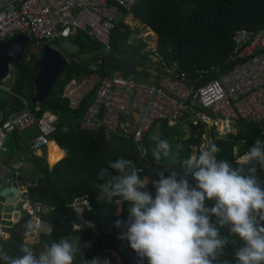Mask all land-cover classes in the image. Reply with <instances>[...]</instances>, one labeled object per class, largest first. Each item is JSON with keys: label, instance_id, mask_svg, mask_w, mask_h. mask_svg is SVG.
Instances as JSON below:
<instances>
[{"label": "trees", "instance_id": "16d2710c", "mask_svg": "<svg viewBox=\"0 0 264 264\" xmlns=\"http://www.w3.org/2000/svg\"><path fill=\"white\" fill-rule=\"evenodd\" d=\"M131 14L135 20H140L158 35L157 46L152 49L144 40H140L138 44L129 43L133 31L124 22L117 25L112 32L110 44L113 52H135L142 56L144 60L142 70L138 78H134L138 81L147 82L155 78L148 71L149 65H145L146 62H150L152 67L158 64L152 63L151 54L163 56L169 63L177 62L182 72H186L190 77H196L202 70L211 68L215 69L216 74L217 70L227 74L251 58L264 53V50L256 49L251 55L246 53L239 55L234 40L240 31L256 34L264 30V0H140ZM131 19L133 17L129 15L128 21ZM64 40L61 39L58 45ZM72 40L80 47V52L71 58L79 62L69 65L65 76L56 84L53 95L43 104L35 106L31 104L36 91L31 90V86L28 85V81L31 78L35 79L38 74V62L42 55L28 61L27 50L16 67L17 76L12 95L0 91L1 122L22 112L26 107L38 118L45 111L58 114V129L52 140L66 153L55 165L49 164L44 158L34 157L36 179L28 189V196L33 204L38 203L42 206V212L38 214L41 221L40 229L44 228L43 225L49 229L40 231L38 238L33 235L25 240L23 225L28 220L33 221L37 230V218L26 214L13 226L10 237L1 239V247L10 255L16 256L20 254L19 245L27 243L38 256L43 242L58 241L62 236H79L84 259L100 257L101 260H105L111 253H116L122 259V264H141L127 240L121 238L124 229H117L114 226L117 220L122 222L128 220L129 203L116 205L98 201V193L94 188L95 184L101 182L97 179L98 172L101 168L108 167L109 162L121 157L131 160L141 170L139 175L145 180L147 190L154 196L155 189L150 181L159 179L156 172L163 171L165 176L171 172L182 175L184 172L182 162L193 156L194 150L197 155L199 154L205 142L203 136L208 125L206 123L195 125L190 119V137L183 140L182 126L186 118L175 126L170 125L168 121H161L142 135L140 143L133 140L132 134L124 133L123 139L128 143L122 147L111 144L104 129L84 128L83 118L92 105V98L97 90L85 97L77 108H73L65 96L66 88L75 78L83 75L98 73L105 77L119 70L111 65L108 58L103 57L102 68L97 72L88 73L81 58L89 56L90 62L96 63L97 60L94 61L93 58L104 48L82 32H77ZM108 69L114 73L108 72ZM214 76L215 74L207 76L204 83L217 77ZM208 113L212 119H219L211 112ZM157 127L161 130L158 139L153 137ZM218 127L221 128V135H225L226 129L220 126V123ZM173 128L176 132L171 136ZM208 135L210 144L215 143L220 148V152L216 154L217 159L228 161L233 168L240 166L239 158L253 146L257 138L264 141L261 124L245 119L239 122L237 133L218 137L213 128ZM162 140L169 142L171 151L168 156L161 153V158L157 161L153 156V150ZM109 173L111 176L118 175L113 169H109ZM258 177L264 186V170H258ZM81 198L90 201L91 211L80 214L71 207ZM208 206L211 207V202H208ZM81 221L89 222L93 226L81 225ZM74 225H79L80 231H77ZM223 232L227 234L226 229ZM85 244L90 247H83ZM225 261L227 264H236L231 245L225 248L224 255L219 258V264H225ZM76 264H79V258ZM142 264H148L147 259Z\"/></svg>", "mask_w": 264, "mask_h": 264}, {"label": "clouds", "instance_id": "9594fccd", "mask_svg": "<svg viewBox=\"0 0 264 264\" xmlns=\"http://www.w3.org/2000/svg\"><path fill=\"white\" fill-rule=\"evenodd\" d=\"M170 151L169 142L162 140L153 156L159 161L161 153L168 156ZM219 152L212 143L188 157L182 162V175L157 171L159 179L150 181L154 196L131 160L121 157L99 170L101 182L94 185L98 201L129 203L128 220H117L114 226L124 229L121 238L141 264L145 259L148 264H219L229 245L236 264H264V186L258 177V170H264V141L257 138L236 168L218 160ZM109 169L118 175L111 176ZM74 226L80 231L79 225ZM23 228L25 240L36 230L32 220ZM19 252L13 256L0 247V264H76L78 258L79 264H109L100 257L84 259L79 236L43 242L38 256L27 243L19 245Z\"/></svg>", "mask_w": 264, "mask_h": 264}, {"label": "built area", "instance_id": "2783aa9c", "mask_svg": "<svg viewBox=\"0 0 264 264\" xmlns=\"http://www.w3.org/2000/svg\"><path fill=\"white\" fill-rule=\"evenodd\" d=\"M139 1L0 0V44L18 35H27V60L30 61L40 57L45 46L58 47L61 39L72 38L77 32H82L99 42L108 56L112 53L110 41L117 26L116 16L126 12L131 14ZM234 40L239 55H251L256 49L264 50V30L256 34L240 31ZM246 43L248 45L245 46ZM102 66V58H99L86 70L97 72ZM214 71V68L204 69L198 76L190 77L180 70L177 62L169 63L161 56L158 77L152 82L138 81L120 72L107 75L100 81L95 101L86 112L82 126L89 130L104 129L106 134L122 138L124 133L132 134L133 140L140 143L142 135L158 122L168 121L173 126L188 117L195 125L198 122L204 124L206 122L201 120L212 119L210 115L202 114L208 111L219 118L213 119L215 123L224 122L227 134L237 133L239 122L245 119L261 124L264 135V53L227 74ZM214 74L217 77L204 83L207 76ZM0 89H3L1 85ZM253 103L258 104V109L251 108ZM102 107L104 114L100 120ZM132 112L138 114L140 121L130 131L125 126V119ZM58 123V114L45 111L38 118L26 107L1 122L0 149L4 148L10 132L32 125L39 128L34 147L48 146L53 142ZM28 200L31 201L27 196ZM79 205L83 206L84 212L92 210L87 198L78 199L71 206L75 209ZM28 210V215L37 218V230L40 229L38 214L42 212V206L32 203ZM81 225L93 226L83 221ZM0 232L5 233L0 239L5 238L6 232L2 229Z\"/></svg>", "mask_w": 264, "mask_h": 264}, {"label": "water", "instance_id": "95a60500", "mask_svg": "<svg viewBox=\"0 0 264 264\" xmlns=\"http://www.w3.org/2000/svg\"><path fill=\"white\" fill-rule=\"evenodd\" d=\"M29 39L27 35H18L7 42L0 44V82L6 83L12 77L17 65L26 51ZM80 47L74 43L72 38H67L58 47L45 46L42 56L38 62V74L35 79H30L28 85L36 95L31 104L41 105L53 95L56 84L68 71L70 64H78L72 60V55H77ZM106 53L101 52L93 58L99 60L105 57ZM111 65L118 69L126 77L138 78L140 68L144 60L139 53L114 51L108 55ZM149 72L157 71L150 68ZM104 108L100 109V120L103 118ZM1 126V125H0ZM111 144L122 147L128 143L127 140L117 135L110 136ZM27 192L28 188L21 178L13 174L10 184L0 192V228L10 234L15 224L26 216L22 211L24 200L20 197V190Z\"/></svg>", "mask_w": 264, "mask_h": 264}, {"label": "crops", "instance_id": "0c3cea01", "mask_svg": "<svg viewBox=\"0 0 264 264\" xmlns=\"http://www.w3.org/2000/svg\"><path fill=\"white\" fill-rule=\"evenodd\" d=\"M123 15L125 17V20H123V22L126 21L129 15L133 17V14H127V15L123 14ZM149 30L153 34L155 33L150 28ZM154 35L156 36V40L152 45H149L152 49L156 48L157 40H158V35L156 33ZM129 43H132L131 40ZM151 57H152V63H158V64L155 66L153 65L152 67L151 66L152 64H150V62H146L145 65H149V67H147L148 69L152 68L155 71L159 70L161 56L160 55L158 56L156 54H151ZM104 58H108V56H105ZM81 61L85 65V70L88 65L95 63V62H90L89 56L82 57ZM141 70H142V65L140 71ZM152 72H153L152 73L153 76L155 77L154 79L156 80L158 77V72L157 74L154 71ZM16 76H17V71L15 70L13 72L12 77L9 78L6 83L0 82V85L3 87V89H0V91L12 95V88L15 84ZM102 78L103 77H101L98 73L93 75H83L81 77L75 78L65 90V96L70 100L71 106L73 108H77L85 97H87L94 91L98 90ZM154 79L152 78L149 81L152 82L154 81ZM95 98L96 95L93 96L92 102L95 101ZM1 120L2 119L0 117V124H1ZM131 121H133V123L136 125L138 124L140 120L137 113L132 112L125 119V123H126L125 126H127L128 127L127 130L130 131L136 128V127L135 128L130 127ZM38 134H39V128L36 125H32L23 130H14L10 132L6 137L4 148L0 149V192L10 184V180L13 174H16L17 177L21 178L22 181L26 183L27 188L29 189L31 183H33V180L36 179L34 157L44 158L47 160L49 164L52 165H55L65 157L66 155L65 150L62 149L60 145L54 140L52 144L48 146H45L43 148H35L33 142ZM107 136L110 139L111 135L107 134ZM56 146H58L59 153L61 154L60 159H56V155H54L55 153L54 149ZM8 148H9V154H8ZM20 195H21L20 197L23 200H25L22 207V211L25 213L27 208L29 209L30 206L29 200L26 201V197L28 196V190L27 192H25L21 189ZM0 247H1V239H0Z\"/></svg>", "mask_w": 264, "mask_h": 264}, {"label": "rangeland", "instance_id": "374dc122", "mask_svg": "<svg viewBox=\"0 0 264 264\" xmlns=\"http://www.w3.org/2000/svg\"><path fill=\"white\" fill-rule=\"evenodd\" d=\"M136 18L133 16V19H131L130 21H128V17H127V19H126V21L124 22L125 24H127L130 28H131V30L133 31V35L131 36V42L132 43H134V44H138L139 43V41L140 40H145V41H147V43L149 44V45H152L153 43H154V41L156 40V36L154 35V34H152V32L149 30V28L146 26V25H144V23H142V22H140L139 20H135ZM123 20H125V17H124V15H117L116 16V20H115V22H116V24L117 25H119L120 23H122L123 22ZM82 62V61H81ZM108 72H110V73H116V72H118V71H111L110 69H108L107 70ZM255 102V101H254ZM251 108L252 109H258V104L257 103H253L252 105H251ZM202 114H204V115H210L208 112H206V111H204ZM201 114V115H202ZM191 120L190 119H188V118H186L185 119V123L183 124V126H182V132H183V136H182V139L183 140H186V139H189V137H190V129H191V122H190ZM197 121V120H196ZM199 121V120H198ZM201 121H204V122H206V124L208 125V127L206 128V131H205V135L203 136V138H204V140H205V142L202 144V147H201V150H203V149H207L209 146H210V139H209V135H208V133L210 132V130L212 131V129L213 128H215V131H216V133H217V136L218 137H224L225 135H227V133L225 134V135H221V128H219L218 127V123H220V126H222V127H224L225 129H226V131H227V127L225 126V124H224V122H222V121H217L216 123L214 122V120L213 119H210V118H207V119H205V120H201ZM199 123V122H198ZM176 125V124H175ZM175 125H173V126H175ZM130 127L131 128H135V127H137V125L136 124H134L133 123V121H131V123H130ZM224 129V130H225ZM150 130V129H149ZM175 132H176V129H171V136H174L175 135ZM154 134H155V136H154ZM161 134V130H160V128L159 127H157V129L154 131V133H153V137H155V138H160L159 137V135ZM208 137V138H207ZM157 138V139H158ZM207 138V139H206ZM179 146H180V144H178ZM193 156H197V152H196V150H194V154H193ZM30 202V205L32 204V202L31 201H29ZM72 207V206H71ZM26 209V208H25ZM75 210H77L78 212H81L82 214L83 213H85L84 212V210H83V206L82 205H79L78 207L77 206H75ZM29 210H28V208H27V210H26V214H27V212H28ZM41 222V221H40ZM44 226V228L43 227H41V229H39V231L38 230H36L35 232H34V237H39V232L40 231H44L45 230V228L46 229H49L47 226H45V225H43ZM7 234V233H6ZM11 234V233H10ZM10 234H7L6 236H5V238H3L4 240L5 239H8L9 237H10ZM38 240V239H37ZM105 260H107L108 262H109V264H122V259L120 258V256L118 255V254H116V253H111V255H109V256H107V257H105Z\"/></svg>", "mask_w": 264, "mask_h": 264}, {"label": "bare ground", "instance_id": "6f19581e", "mask_svg": "<svg viewBox=\"0 0 264 264\" xmlns=\"http://www.w3.org/2000/svg\"><path fill=\"white\" fill-rule=\"evenodd\" d=\"M55 153L54 155H56V159H60L61 158V154L59 153V148L58 146L55 147ZM54 160V159H53Z\"/></svg>", "mask_w": 264, "mask_h": 264}]
</instances>
